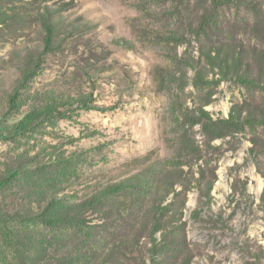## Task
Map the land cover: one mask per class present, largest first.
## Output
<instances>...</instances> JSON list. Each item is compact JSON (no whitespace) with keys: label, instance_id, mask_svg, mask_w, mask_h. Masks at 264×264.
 I'll return each instance as SVG.
<instances>
[{"label":"rangeland","instance_id":"obj_1","mask_svg":"<svg viewBox=\"0 0 264 264\" xmlns=\"http://www.w3.org/2000/svg\"><path fill=\"white\" fill-rule=\"evenodd\" d=\"M33 1L0 20V214L53 193L83 224L1 225L0 264H264V76L217 80L194 0H75L54 44ZM215 33L259 80L257 29Z\"/></svg>","mask_w":264,"mask_h":264},{"label":"trees","instance_id":"obj_2","mask_svg":"<svg viewBox=\"0 0 264 264\" xmlns=\"http://www.w3.org/2000/svg\"><path fill=\"white\" fill-rule=\"evenodd\" d=\"M7 0H0V20L6 12L3 6ZM55 5H46V10L42 12L39 7H35L39 14L40 23L45 31V44H54L58 33L63 29V22L61 19V12L69 10L75 0H58ZM204 12L199 16L197 22L196 33L199 37H205L210 44L201 46V54L205 58L206 63L215 70V74H219L218 81L241 80L250 86L257 85L264 76V48L252 45L251 56L253 61L258 65L259 80L250 74L248 62L243 59L245 53L243 43L240 44V51L233 49L232 42L235 38L223 37L221 34H216V30L221 23H235L242 22L251 24L256 28L257 39L260 43L264 41V0H194ZM38 0L33 1L37 4ZM239 10H243L242 13ZM215 28V29H214ZM212 37V39H211ZM209 38V39H208ZM214 38V39H213ZM240 40V39H239ZM241 41V40H240ZM202 43V42H201ZM205 46V47H204ZM235 47V46H234ZM251 47V46H250ZM29 119H24L17 125V128H23ZM40 193H43L40 191ZM106 193L97 196L102 206H108L105 197ZM42 204L41 212L23 211L12 215L0 214V226H5V231L9 230V224L22 225L27 223H34L41 225L44 229L51 231H58L62 229H77L83 223L79 217L80 206L72 201H68L65 197L56 194H49V198ZM163 211V209H162ZM156 232V231H155ZM73 256V254H71ZM124 256V255H123ZM154 257V254H151ZM20 264H39L38 258L23 257ZM51 264H73L66 255L57 256L53 258ZM74 260V258H73ZM72 260V261H73ZM106 262V259H102ZM146 264V259H143ZM45 264V260L42 261ZM47 264V263H46ZM94 264V263H93ZM106 264V263H105Z\"/></svg>","mask_w":264,"mask_h":264}]
</instances>
